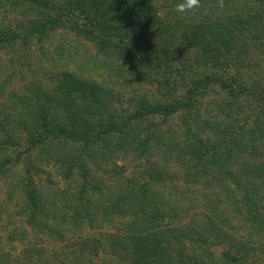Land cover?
Returning a JSON list of instances; mask_svg holds the SVG:
<instances>
[{
    "label": "trees",
    "instance_id": "obj_1",
    "mask_svg": "<svg viewBox=\"0 0 264 264\" xmlns=\"http://www.w3.org/2000/svg\"><path fill=\"white\" fill-rule=\"evenodd\" d=\"M181 2L0 0V264H264V0Z\"/></svg>",
    "mask_w": 264,
    "mask_h": 264
},
{
    "label": "rangeland",
    "instance_id": "obj_2",
    "mask_svg": "<svg viewBox=\"0 0 264 264\" xmlns=\"http://www.w3.org/2000/svg\"><path fill=\"white\" fill-rule=\"evenodd\" d=\"M148 92H149V94L151 95V93H150V90H148ZM152 96V95H151ZM130 168V166H128V169ZM51 172V171H50ZM40 177V176H39ZM57 175H56V173H55V171H52L51 172V176H50V178H51V180H54V182L56 181V182H58V179H57ZM41 181L42 182H44L46 179H45V174H43V175H41ZM38 179V178H37ZM42 244H44L43 246H47V247H49L53 252H60V251H62L64 248H63V246L62 247H60V246H58V245H53L52 243H42ZM75 250V248H71V250L69 251V254H71L72 255V251H74ZM100 259L99 258H96L95 260H94V262L95 263H98V261H99ZM256 261V264H259V262H260V260H259V258H256L255 259Z\"/></svg>",
    "mask_w": 264,
    "mask_h": 264
},
{
    "label": "clouds",
    "instance_id": "obj_3",
    "mask_svg": "<svg viewBox=\"0 0 264 264\" xmlns=\"http://www.w3.org/2000/svg\"><path fill=\"white\" fill-rule=\"evenodd\" d=\"M199 7V0H182L181 3L176 5L175 11L184 14L186 12H191L193 9Z\"/></svg>",
    "mask_w": 264,
    "mask_h": 264
}]
</instances>
